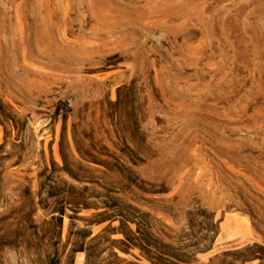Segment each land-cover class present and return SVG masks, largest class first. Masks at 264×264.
Segmentation results:
<instances>
[{
	"label": "rangeland",
	"instance_id": "1",
	"mask_svg": "<svg viewBox=\"0 0 264 264\" xmlns=\"http://www.w3.org/2000/svg\"><path fill=\"white\" fill-rule=\"evenodd\" d=\"M119 259L264 264V0H0V264Z\"/></svg>",
	"mask_w": 264,
	"mask_h": 264
},
{
	"label": "trees",
	"instance_id": "2",
	"mask_svg": "<svg viewBox=\"0 0 264 264\" xmlns=\"http://www.w3.org/2000/svg\"><path fill=\"white\" fill-rule=\"evenodd\" d=\"M132 241L131 240H128L127 239V243H126V247H128V251H123V253H125V254H130V251H131V247H129V246H131L132 245V243H131ZM80 252H84V250H79ZM118 255V253H116V256ZM118 258H120L119 257V255H118ZM120 260V263L119 264H126L127 263V261L126 260H123V259H119Z\"/></svg>",
	"mask_w": 264,
	"mask_h": 264
}]
</instances>
